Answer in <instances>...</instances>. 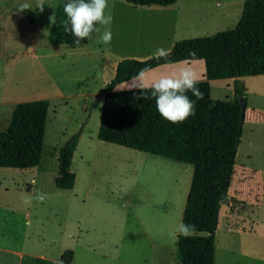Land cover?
Returning a JSON list of instances; mask_svg holds the SVG:
<instances>
[{
	"label": "rangeland",
	"instance_id": "1",
	"mask_svg": "<svg viewBox=\"0 0 264 264\" xmlns=\"http://www.w3.org/2000/svg\"><path fill=\"white\" fill-rule=\"evenodd\" d=\"M59 2L45 0L43 12L20 13L21 4L35 7L37 0H0V130L17 103L50 100L40 164L0 167V244L45 250L57 259L72 249L74 264H181L174 232L182 223L193 165L99 139L103 88L122 59L152 57L159 47L172 50L177 41L235 28L245 0H177L170 6L108 0L110 45L99 42L105 28L97 25L100 32L79 47L49 41V17ZM132 7L183 9L161 12L166 20H160L137 16ZM171 14L178 15L177 23ZM243 81L248 108L235 179L220 212L216 264H264V74ZM129 82L116 88L126 90ZM211 89L216 99L235 98L234 79L214 80ZM82 126L72 165L76 184L63 190L55 183L58 154ZM37 193L46 199L36 200Z\"/></svg>",
	"mask_w": 264,
	"mask_h": 264
},
{
	"label": "trees",
	"instance_id": "2",
	"mask_svg": "<svg viewBox=\"0 0 264 264\" xmlns=\"http://www.w3.org/2000/svg\"><path fill=\"white\" fill-rule=\"evenodd\" d=\"M135 5L175 4L177 0H126ZM67 0L55 9L56 25H51L52 44L76 46L71 33L63 31ZM90 39V38H89ZM85 39L80 45L87 44ZM195 52L196 56L189 54ZM204 59L206 79L196 85L204 99L196 102L195 115L180 124L161 117L155 100H136L138 91L115 90L141 68L152 69L165 63ZM264 74V0H245L241 19L233 29L211 36L177 41L167 59L157 61L125 58L119 61L113 79L103 88V115L98 138L129 148L150 152L193 165V177L182 223L194 224L196 232L178 235L181 264H216V232L223 203L236 175V156L243 135L239 97L248 108L247 89L242 76ZM235 78L234 100L212 96V79ZM149 94H150V90ZM195 100L191 92L186 93ZM50 100L38 99L16 104L10 123L0 130V167L27 169L41 162L49 117ZM84 126L61 146L56 186L75 187L77 174L73 159ZM74 250H66L60 261L25 256L23 264H72Z\"/></svg>",
	"mask_w": 264,
	"mask_h": 264
},
{
	"label": "clouds",
	"instance_id": "3",
	"mask_svg": "<svg viewBox=\"0 0 264 264\" xmlns=\"http://www.w3.org/2000/svg\"><path fill=\"white\" fill-rule=\"evenodd\" d=\"M45 0H37L35 7L31 4L24 3L17 8V12L22 13L26 9H39L44 11ZM50 5V4H48ZM51 6V5H50ZM108 7V0H67L64 4L63 11L67 16V20L63 23V31L71 33L74 37V44L79 47L81 42L89 39L93 32H100V27L104 26L105 30L100 36L99 42L105 46L110 45L113 35L111 32V24L113 16L105 14ZM52 25L57 24L56 14L49 17ZM48 32L45 31L47 36ZM171 54L170 49L159 47L152 53V57L157 61L167 59ZM195 57L193 51L189 54ZM148 68H141L136 74L130 78L129 85L126 90L138 91L135 95L136 100H155L156 110L161 117L173 124H180L186 121L189 117L195 115L196 102L204 99L203 92L196 86L199 82V76L191 67L181 68L178 74L173 76H162L151 85L145 83ZM116 90H122L119 87ZM150 90V94L149 91ZM191 92L195 100L189 98L186 93ZM36 200L43 202L46 199V194L37 193ZM31 203V198L25 199L24 204ZM196 232L194 224L180 223L176 226L174 234H179L184 237H189Z\"/></svg>",
	"mask_w": 264,
	"mask_h": 264
},
{
	"label": "crops",
	"instance_id": "4",
	"mask_svg": "<svg viewBox=\"0 0 264 264\" xmlns=\"http://www.w3.org/2000/svg\"><path fill=\"white\" fill-rule=\"evenodd\" d=\"M128 3H130V2H128ZM153 5H155V4H153ZM137 6H142V5H137ZM143 6H150V5H143ZM158 6H160V5H158ZM168 6H170V5H168ZM132 8L134 10V14L137 16L146 17V18L151 17L154 19L160 18V20H163V19L166 20V17H164V14H162L161 12H164L166 10H175L176 12L177 11L180 12L183 9V7H132ZM171 17H172L171 21H174L175 23L178 22V15H176V16L172 15ZM150 57L151 56H139L138 58L141 60H145V59H148ZM199 60H204V59L190 60V61L184 60V61L165 63L162 65H159V66L149 70V72L146 74L145 82L156 81L157 79H159L162 76H173L174 74H178L179 70L181 68H184V67H191L193 70L197 69L196 64H200L198 70L201 73H203L202 74L203 79H201V80H205L206 79V75H205L206 63H198ZM204 62H205V60H204ZM204 64H205V71L203 69ZM243 77H245V76H242L238 79L243 80ZM221 79H228V78H221ZM231 79L235 80V78H231ZM201 80H199V81H201ZM214 80H219V79H212V80H210V82H212ZM128 81H130V80H128ZM125 82H127V81H125ZM122 83H124V82H122ZM122 83H120V84H122ZM25 215L27 218L30 217L29 212L26 213ZM27 223H30L29 219H27ZM25 256L38 257V258H43V259L50 260V261H60L61 260V257H60V259H57V258L53 257L52 255H50L49 252H46L45 250H43L42 252H30V253H28L21 246L19 248L18 247H7V245L0 244V258H1L0 264H23V258ZM7 259H9L10 261L7 262ZM72 264H74V259H73Z\"/></svg>",
	"mask_w": 264,
	"mask_h": 264
},
{
	"label": "water",
	"instance_id": "5",
	"mask_svg": "<svg viewBox=\"0 0 264 264\" xmlns=\"http://www.w3.org/2000/svg\"><path fill=\"white\" fill-rule=\"evenodd\" d=\"M101 99V96L98 97V101ZM239 102H240V105H241V122L242 124H244L245 122V119H246V106L245 104L243 103V100L241 99V97H239Z\"/></svg>",
	"mask_w": 264,
	"mask_h": 264
}]
</instances>
